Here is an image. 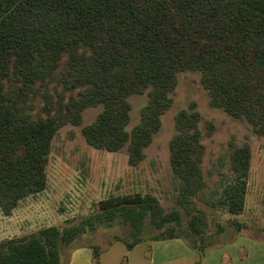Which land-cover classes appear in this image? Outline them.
Segmentation results:
<instances>
[{
    "label": "trees",
    "instance_id": "16d2710c",
    "mask_svg": "<svg viewBox=\"0 0 264 264\" xmlns=\"http://www.w3.org/2000/svg\"><path fill=\"white\" fill-rule=\"evenodd\" d=\"M186 70L199 72L210 106L263 136L264 0H0V212L11 215L46 188L51 142L64 125L80 126L96 149L125 147L127 163L138 165L173 105L178 73ZM132 94L147 99L128 129ZM98 106L94 119L82 124L85 109ZM201 122L210 136L213 123L195 102L174 115L168 156L177 207L165 210L149 192L109 196L77 222L1 239L0 264H66L63 250L78 246L90 248L92 264H99L113 241L130 249L174 237L198 255L194 264H204L207 248L242 232L238 216L246 205L251 148L233 135L227 140L218 162L232 177L217 169L226 180L202 199ZM196 199L228 214L234 234L216 241L225 225L208 231ZM113 224L128 226L129 237L72 245L87 231ZM151 229L157 232L146 236Z\"/></svg>",
    "mask_w": 264,
    "mask_h": 264
},
{
    "label": "rangeland",
    "instance_id": "374dc122",
    "mask_svg": "<svg viewBox=\"0 0 264 264\" xmlns=\"http://www.w3.org/2000/svg\"><path fill=\"white\" fill-rule=\"evenodd\" d=\"M199 78L198 71L178 73L173 105L161 116L160 129L145 148V158L136 166L127 163L125 147L113 152L96 149L87 144L80 126L67 124L58 129L48 155L46 188L23 199L11 215L4 216L0 212V240L26 235L48 225L62 227L71 221L77 222L90 214L99 201L109 196L149 192L158 198L165 210L177 207L176 185L169 166L168 141L175 131V113L187 108L190 102H195L201 116L210 120L214 127L212 134L207 136L203 122L200 124L206 147L202 162L206 187L201 198L207 199L211 190H220L224 180L232 177L228 165L218 162L227 140L233 135L238 143L247 141L251 148V166L247 178L246 205L238 219L244 222L242 232L264 239V135L256 136L247 122L228 115L221 108L210 106ZM146 99V94L128 97L131 104L128 129L138 121L140 108ZM99 109L100 106L85 109L82 124L91 122ZM217 169L226 179L217 174ZM196 202L207 215L208 231H213L217 222L225 225L224 234L216 236V241L234 234V229L225 222L228 214L212 209L200 199H196ZM181 216L185 224L187 215L182 209ZM128 228L120 224L99 226L79 236L72 245L95 243L103 246L113 235L129 237ZM156 232V229H151L145 235ZM70 248L63 250L64 261Z\"/></svg>",
    "mask_w": 264,
    "mask_h": 264
},
{
    "label": "crops",
    "instance_id": "0c3cea01",
    "mask_svg": "<svg viewBox=\"0 0 264 264\" xmlns=\"http://www.w3.org/2000/svg\"><path fill=\"white\" fill-rule=\"evenodd\" d=\"M86 246L70 249L66 264H92ZM194 264L198 255L179 237L139 242L127 249L116 240L99 254V264ZM64 260V259H63ZM204 264H264V239L240 232L233 239L204 251Z\"/></svg>",
    "mask_w": 264,
    "mask_h": 264
}]
</instances>
